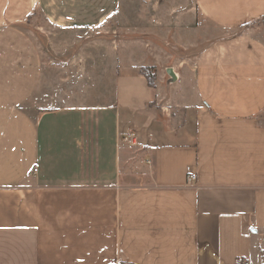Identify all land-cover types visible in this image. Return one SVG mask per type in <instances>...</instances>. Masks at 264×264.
Masks as SVG:
<instances>
[{
  "label": "crops",
  "instance_id": "1",
  "mask_svg": "<svg viewBox=\"0 0 264 264\" xmlns=\"http://www.w3.org/2000/svg\"><path fill=\"white\" fill-rule=\"evenodd\" d=\"M262 16L264 0H0L3 38L28 44L15 59L43 63L35 90L97 79L0 117V264H264ZM51 29L104 34L67 56Z\"/></svg>",
  "mask_w": 264,
  "mask_h": 264
},
{
  "label": "rangeland",
  "instance_id": "2",
  "mask_svg": "<svg viewBox=\"0 0 264 264\" xmlns=\"http://www.w3.org/2000/svg\"><path fill=\"white\" fill-rule=\"evenodd\" d=\"M161 2L168 4L170 0H161ZM107 29L109 36H113L114 34H116L115 31H119V28L114 25L113 19L109 21V27ZM51 31L55 32V34L61 35L60 41L51 44V46L55 47L54 50H65V55L67 56L77 53L80 54V50H90L88 43L89 39L95 36L96 32L98 33L97 35L104 34V32L101 31H83L82 33L59 29H51ZM13 33L10 32L8 26L0 28V117H2L3 121H10V118H12L11 122L16 121V118L22 113L23 107H25V102H23V100L32 92L33 95L29 99L28 103L35 101V99L33 100V97L35 95L37 97H49L50 103H55L59 99H61L57 98V94H62V91L65 92V95H71L70 98L74 99L73 94H78L83 89L80 88V85L95 86L97 79L94 74L77 76L69 75V79L67 81L68 83L66 84L62 85L61 83L57 82L55 84H47L49 85L48 87L46 84H40L39 89L35 90L34 86L36 85L35 82L37 81V79H40V81L42 80V76L38 77V74H36L38 68H36L35 65L41 66L43 63H41L40 60L35 59V57L32 60H30L29 58L16 60L13 52L17 47L18 49L16 50V52H23V47L28 46V44H25L24 42H11L8 38H3L9 37ZM66 34H74L76 36L71 37L66 36ZM117 34H119V32H117ZM78 35L82 37V40L77 41V39L79 38ZM64 39H67L66 42L62 41ZM72 39H75V42H72ZM61 57V54H55L53 50H51L50 58L55 63H58V61L60 62ZM31 72H33V75H30ZM147 72H152V70L149 68ZM110 81L111 80H109V82ZM74 82L76 83V85L74 84ZM190 84L191 81L189 78L182 88H189ZM109 85L111 84L109 83ZM63 87L64 89H62Z\"/></svg>",
  "mask_w": 264,
  "mask_h": 264
},
{
  "label": "trees",
  "instance_id": "3",
  "mask_svg": "<svg viewBox=\"0 0 264 264\" xmlns=\"http://www.w3.org/2000/svg\"><path fill=\"white\" fill-rule=\"evenodd\" d=\"M257 21H263L264 22V16L260 17L259 19H257ZM152 69L151 67H143L141 69V74L145 75L148 83L150 86H153L154 83V79H155V74L152 72H147L148 69Z\"/></svg>",
  "mask_w": 264,
  "mask_h": 264
},
{
  "label": "built area",
  "instance_id": "4",
  "mask_svg": "<svg viewBox=\"0 0 264 264\" xmlns=\"http://www.w3.org/2000/svg\"><path fill=\"white\" fill-rule=\"evenodd\" d=\"M134 138V135L132 134H129V136L127 138H125V140L130 144V145H136V142L135 140L133 139ZM34 172H36V168L33 169ZM195 179V175L194 174H191L189 176V180L190 181H194Z\"/></svg>",
  "mask_w": 264,
  "mask_h": 264
},
{
  "label": "water",
  "instance_id": "5",
  "mask_svg": "<svg viewBox=\"0 0 264 264\" xmlns=\"http://www.w3.org/2000/svg\"><path fill=\"white\" fill-rule=\"evenodd\" d=\"M166 72H167L168 77H169L168 78V82H173L177 78V76H176V74H175V72H174L172 67H168L166 69Z\"/></svg>",
  "mask_w": 264,
  "mask_h": 264
}]
</instances>
